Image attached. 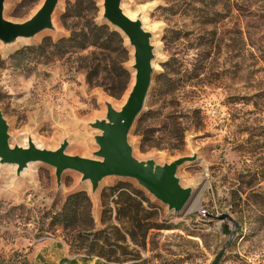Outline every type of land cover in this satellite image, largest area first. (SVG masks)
I'll return each mask as SVG.
<instances>
[{"label": "rangeland", "instance_id": "1", "mask_svg": "<svg viewBox=\"0 0 264 264\" xmlns=\"http://www.w3.org/2000/svg\"><path fill=\"white\" fill-rule=\"evenodd\" d=\"M42 1L5 0L3 13L24 20ZM73 1L59 0L54 29L11 45L0 43V109L11 144L25 145L30 135L49 149L67 138V153L93 157L98 130L88 121L105 113V100L120 108L132 77L124 93L116 96L104 88L114 81L110 71L102 67L89 84L83 62L72 55L27 68L13 66L7 58L45 36H68L66 23H88L93 15L98 23H106L102 0H95V12L92 1L83 0L81 9L66 14ZM190 3L202 7L201 0L121 1L125 10L142 13V24L155 45L149 91L128 133L132 151L160 163L195 153L194 160L177 169L181 184L191 186L187 203L169 210L129 177L106 176L92 195L90 184H79L80 174L73 169H65L57 187L51 165L34 161L16 176L15 165L2 163L1 253L16 251L31 264L78 257L67 243L68 233L59 226L45 231L48 220L41 214L59 210L68 193L84 189L96 229L105 228L113 242L124 246L117 250L121 262L264 264V0H220L214 8L221 14L212 23L202 21L200 12L193 13ZM127 46L125 64L133 75ZM141 121L154 129L153 146L140 147L142 135L135 129ZM179 126L184 129L182 143ZM119 182L132 183L148 199L138 213L139 222L118 211L115 193L108 195L109 187ZM102 192L108 195L105 205ZM20 203L25 207L9 209Z\"/></svg>", "mask_w": 264, "mask_h": 264}, {"label": "water", "instance_id": "2", "mask_svg": "<svg viewBox=\"0 0 264 264\" xmlns=\"http://www.w3.org/2000/svg\"><path fill=\"white\" fill-rule=\"evenodd\" d=\"M122 0H102L101 17L118 30L124 42L131 47L132 81L120 108L105 100V113L88 121V125L97 129L93 137L96 149L93 157L69 154L65 151L68 139L55 148L39 146L31 136L27 142L11 144L9 125L0 109V164L15 165L16 176L20 175L30 163L41 161L54 169L55 183L60 185L65 169H73L80 174L78 183L87 181L90 193L94 195L99 182L106 176L116 175L134 179L153 197L167 205L169 210H180L190 199L191 186L179 181L177 169L180 164L194 160L196 154L174 157L168 162H156L153 158H139L132 151L129 130L144 106L155 68V45L152 33L142 24V13L130 17L121 6ZM5 0H0V43L3 46L13 44L17 39H30L45 29H54L53 11L59 0H43L38 8L24 20H12L3 13Z\"/></svg>", "mask_w": 264, "mask_h": 264}, {"label": "trees", "instance_id": "3", "mask_svg": "<svg viewBox=\"0 0 264 264\" xmlns=\"http://www.w3.org/2000/svg\"><path fill=\"white\" fill-rule=\"evenodd\" d=\"M92 1L94 12L97 10L95 0ZM202 7L195 6L190 3L188 8L193 13L200 12L202 21L206 23L215 22L214 16L221 14L220 10L214 6L220 0H201ZM83 0H74L69 3L66 14L72 10L81 9ZM173 5L174 2H173ZM172 5V6H173ZM177 6V5H176ZM178 7V6H177ZM187 8H185L186 10ZM64 23L65 20H64ZM70 33L68 36H61L53 40L50 36H45L39 43L23 45L8 55L9 62L13 66L27 68L33 63H46L53 58H61L65 55H72L78 58L86 75V81L91 84L93 79L99 77L102 67L106 68L112 74L114 80L112 84L104 86L111 94L120 96L124 93L128 86L132 74L125 62L129 58V47L124 42L121 33L107 23H98L94 19V15L89 19L88 23H81L76 26H69L66 23ZM82 51H86L82 53ZM0 57V64L3 63ZM93 84V83H92ZM154 129L142 125V121L138 123L135 133L142 135L140 147L145 145L153 146ZM184 129L178 127V138L180 143L183 142ZM149 135V137L147 135ZM115 193L118 211H122L124 215L130 214L131 220L139 222L138 213L143 211V202L148 199L142 190L135 187L132 183L119 182L109 187V194ZM106 192L101 193V199L105 205ZM65 201L59 210H44L42 216L48 220L45 231H51L54 226H59L62 231L67 234V243L71 250L78 257H63L58 264H91L90 260L95 258L93 264H134L133 262H121L117 255L118 248L124 249L123 245L113 242L106 233L105 228L96 229L93 216L91 215V199L84 190H77L66 195ZM25 205L10 206V210L24 208ZM105 211V210H104ZM146 225L145 228H148ZM43 229V228H40ZM215 264L217 260L214 261ZM0 264H31L24 254L12 252L4 254L0 252ZM40 264H49L40 262Z\"/></svg>", "mask_w": 264, "mask_h": 264}, {"label": "bare ground", "instance_id": "4", "mask_svg": "<svg viewBox=\"0 0 264 264\" xmlns=\"http://www.w3.org/2000/svg\"><path fill=\"white\" fill-rule=\"evenodd\" d=\"M123 10L130 16V17H132V18H135L136 16H137V14L134 12H129V11H127V10H125L124 8H123ZM141 19L143 20V17L141 16ZM39 34V33H38ZM37 34V35H38ZM36 36V35H35ZM33 38V37H32ZM32 38H30V39H32ZM22 40H26V39H23V38H19V39H17L15 42H20V41H22ZM14 42V43H15ZM13 43V44H14ZM11 45V44H10ZM156 66V65H155Z\"/></svg>", "mask_w": 264, "mask_h": 264}]
</instances>
